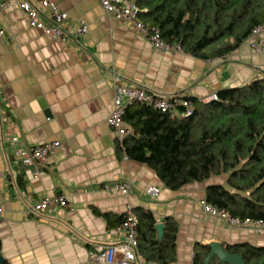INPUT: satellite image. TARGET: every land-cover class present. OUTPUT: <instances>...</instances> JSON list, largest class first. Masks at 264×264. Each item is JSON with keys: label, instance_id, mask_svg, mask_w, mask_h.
Segmentation results:
<instances>
[{"label": "crops", "instance_id": "crops-1", "mask_svg": "<svg viewBox=\"0 0 264 264\" xmlns=\"http://www.w3.org/2000/svg\"><path fill=\"white\" fill-rule=\"evenodd\" d=\"M69 13L68 26L89 24L85 35L66 39L31 26L20 0L0 11V251L8 264H107L93 260L97 244L123 239L128 209L151 210L158 223H178L174 264H193L198 244L242 242L264 246V228H235L206 214L201 200L213 176L178 190L155 170L125 157L108 123L119 84L204 100L222 88L264 75V51L250 35L231 53L203 59L185 51H159L138 29L110 15L99 0H51ZM57 142L41 167L27 166L16 148ZM131 181L132 191L102 185ZM161 189L157 196L147 187ZM63 195L68 204L30 213L34 202ZM139 249V248H138ZM135 264L148 262L142 253Z\"/></svg>", "mask_w": 264, "mask_h": 264}, {"label": "trees", "instance_id": "trees-1", "mask_svg": "<svg viewBox=\"0 0 264 264\" xmlns=\"http://www.w3.org/2000/svg\"><path fill=\"white\" fill-rule=\"evenodd\" d=\"M132 1L164 40L203 59L231 53L264 24V0ZM217 93L218 99L210 102L185 96L194 109L186 117L149 104H129L124 118L134 133L119 146L128 158L155 170L172 190L222 177L223 183L206 188V200L242 219L264 221V75ZM135 214L139 252L148 262L174 264L177 221L163 220L160 239L155 214L142 207ZM224 248L242 256L246 264H264V246L242 242ZM210 251L209 244H198L193 264H204ZM209 264L230 263L214 255Z\"/></svg>", "mask_w": 264, "mask_h": 264}, {"label": "built area", "instance_id": "built-area-1", "mask_svg": "<svg viewBox=\"0 0 264 264\" xmlns=\"http://www.w3.org/2000/svg\"><path fill=\"white\" fill-rule=\"evenodd\" d=\"M107 13L116 19L134 25L139 32L145 35L152 46L159 51H182L179 43H169L163 39L157 27L150 26L140 17L141 9L132 0H99ZM7 0H0V11L6 6ZM20 6L29 19L31 26L42 29L46 34L57 38L66 39L73 35H85L89 31V24L85 20H79L76 27L68 26L69 13L61 10L51 0H20ZM264 33V24L257 26L251 35L259 36ZM5 36V29L0 25V40ZM257 51H264V40L258 39L252 43ZM218 99V93L213 92L203 101L210 102ZM149 104L163 112H168L176 117H186L193 114L194 109L190 99L181 95H167L140 84H119L115 88V106L108 118V123L113 129L119 143L123 146L124 139L131 135L133 129L129 127L124 116L129 104ZM58 148L57 142L38 144L32 147L14 151L16 159L27 166L41 167L47 163L49 157ZM125 157L128 156L125 153ZM106 191H119L129 194L132 191L131 181H113L102 185ZM161 192L158 186L147 187L146 193L157 196ZM67 198L63 195L46 196L33 203L30 213H40L44 209H53L57 206L67 205ZM201 205L206 214L220 219L231 227L251 228L261 231L264 228L263 220L242 219L232 215L225 208L210 203L205 199ZM3 204L0 200V215L3 213ZM119 230L123 233V239L116 244H97L89 251L93 260L107 264H135L141 255L138 254V218L132 209H128L125 219Z\"/></svg>", "mask_w": 264, "mask_h": 264}, {"label": "water", "instance_id": "water-1", "mask_svg": "<svg viewBox=\"0 0 264 264\" xmlns=\"http://www.w3.org/2000/svg\"><path fill=\"white\" fill-rule=\"evenodd\" d=\"M157 230H158V236L160 239L163 237L164 232V223H158L157 224ZM211 251L209 255L206 257L204 264H209L211 258L214 255H217L222 261L228 262L230 264H246L243 257L236 253H230L226 251V249L223 247L222 243L220 242H212L210 244ZM5 261V257L0 251V263H3Z\"/></svg>", "mask_w": 264, "mask_h": 264}]
</instances>
